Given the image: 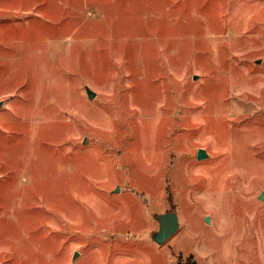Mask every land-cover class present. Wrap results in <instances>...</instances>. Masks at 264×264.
Returning a JSON list of instances; mask_svg holds the SVG:
<instances>
[{
  "label": "rangeland",
  "instance_id": "1",
  "mask_svg": "<svg viewBox=\"0 0 264 264\" xmlns=\"http://www.w3.org/2000/svg\"><path fill=\"white\" fill-rule=\"evenodd\" d=\"M0 103V264H264V0H0Z\"/></svg>",
  "mask_w": 264,
  "mask_h": 264
},
{
  "label": "water",
  "instance_id": "2",
  "mask_svg": "<svg viewBox=\"0 0 264 264\" xmlns=\"http://www.w3.org/2000/svg\"><path fill=\"white\" fill-rule=\"evenodd\" d=\"M85 92L89 100H94L96 94L92 92L88 87L85 88ZM1 106V103H0ZM208 154L204 150H199L197 154V160L203 161L208 159ZM119 189H116L115 193H118ZM259 200L264 203V193L259 197ZM156 221L159 225L158 232L153 234V241L159 246L164 245L168 240H170L178 231L180 227L179 217L177 213L170 212L158 215ZM206 223H209V218H206ZM78 256L77 253L74 255V259Z\"/></svg>",
  "mask_w": 264,
  "mask_h": 264
}]
</instances>
